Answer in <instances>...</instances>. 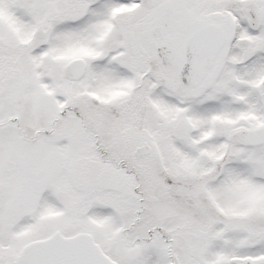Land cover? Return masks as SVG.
I'll return each instance as SVG.
<instances>
[{
	"label": "snow or ice",
	"instance_id": "snow-or-ice-1",
	"mask_svg": "<svg viewBox=\"0 0 264 264\" xmlns=\"http://www.w3.org/2000/svg\"><path fill=\"white\" fill-rule=\"evenodd\" d=\"M0 264H264V0H0Z\"/></svg>",
	"mask_w": 264,
	"mask_h": 264
}]
</instances>
